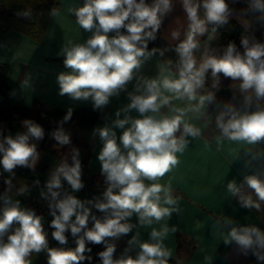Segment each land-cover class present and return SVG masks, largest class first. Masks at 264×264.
I'll list each match as a JSON object with an SVG mask.
<instances>
[{
  "label": "clouds",
  "instance_id": "clouds-1",
  "mask_svg": "<svg viewBox=\"0 0 264 264\" xmlns=\"http://www.w3.org/2000/svg\"><path fill=\"white\" fill-rule=\"evenodd\" d=\"M181 3L188 25L185 38L175 48L179 57L178 78L145 80L141 94L129 93L130 103L116 112L118 118L113 122L115 128L123 129L119 144L112 128L99 129L103 148L98 159L107 187L103 201H97L94 206L106 213L104 219L92 216L93 225L88 228L90 209L85 207V203L71 195L58 200V192L53 191L61 187V177L73 191L84 186L79 152L73 149V164H60L47 188L54 201L49 205L53 217L51 226L55 229L52 237L65 244V232L70 230L72 236L77 237L76 248H49L42 217L34 210L22 208L18 200L5 196V207L0 217V264H30L28 257L44 250L48 252V264H80L86 259L84 253L91 251L86 249V241L105 245L98 254L102 264H168L171 252L163 244L167 227L159 231L153 229L150 240L139 243L135 257L124 255L113 259L116 246L105 238L118 239L129 234L135 227L128 222L133 214H136L140 225L150 226L174 211L161 203L163 200L164 205L175 204L170 186L155 181L179 163L177 153H182L187 146L185 137H197L201 129L185 120V109L182 108L173 109L175 115H163L159 119L149 113L159 114L172 99L195 100L197 90L204 88L209 72L213 88L218 86L220 74H223L225 78L239 81V90L244 96L242 110L229 105L215 117L220 136L247 145L264 142V43H250L245 37L241 39L242 54L234 43H229L222 55L205 49L198 61L194 54L200 47L197 37L207 32L208 24L226 23L229 6L226 0H181ZM251 7L264 13V0H252ZM171 10L172 0H153L151 4L146 0H84L83 6L74 9V15L76 23L85 31L92 32V36L85 43L62 49L60 54L64 56V65L71 71L62 72L57 77L60 95L67 94L74 100L91 98L94 108L106 106L110 97L118 95L133 80L134 70L141 66V58H147L156 51H147L148 42L156 39L163 18ZM121 29H125L127 34ZM113 32L115 35L110 38L109 33ZM179 36L178 31L172 32L173 39ZM136 91H141L139 85ZM165 92L172 95H165ZM213 99V93L201 95L195 110L199 111L205 101ZM254 104L255 110H251ZM132 110L139 113L140 118L133 119L127 115ZM121 111L125 113L123 119H119ZM71 115L69 109L64 121ZM24 124L27 126L26 134H18L15 138L7 136L0 141V153L3 154L0 165L5 172L13 173L17 166L34 168L37 162L36 146L29 143V136L40 140L44 130L30 120H25ZM53 136L60 145L70 142L62 129L55 131ZM145 180L153 183L146 184ZM6 183L10 184V180ZM245 185L251 192L244 190ZM227 190L247 208L260 209L264 202V179L259 174L246 175L243 185L229 182ZM14 223L19 227L7 236L5 242L3 237ZM82 231L83 235H78ZM136 241V236H133L129 246ZM230 241H235L245 255L252 250L257 260L264 261V232L259 228L233 227L224 243Z\"/></svg>",
  "mask_w": 264,
  "mask_h": 264
},
{
  "label": "crops",
  "instance_id": "crops-1",
  "mask_svg": "<svg viewBox=\"0 0 264 264\" xmlns=\"http://www.w3.org/2000/svg\"><path fill=\"white\" fill-rule=\"evenodd\" d=\"M152 2L153 0H146L148 4ZM226 2L229 6L227 19L239 24L241 31L229 36L222 34L218 29L215 31L211 29L203 36L197 37L200 47L194 54L198 61L205 49L222 55L229 43H234L242 54L244 48L241 39L245 37L249 38L250 43H264V22L255 23L249 18L252 0H226ZM60 3V6L50 14L46 29L39 39L14 29L0 37V63L5 67L9 102L13 106L31 107L36 102L44 108H58L66 112L69 109L73 111L81 107L93 106L91 98L74 100L67 94L60 95L57 77L62 72L71 71L58 61L64 57L60 54L62 49L73 44L85 43L92 36V32L85 31L76 23L74 15V9L83 6L84 1L60 0ZM200 15L203 18L202 9ZM187 25L188 20L181 0H172V10L163 18L161 28L156 34L166 42L184 39ZM173 31L180 33L178 39H173ZM141 61L140 68L134 70L133 80L118 95L110 97V102L106 106L98 108V117L90 127L82 126L77 120L64 121L46 117L41 120L32 110L27 114H18V121L23 131L15 136L27 133L25 120L40 125L44 130V136L40 140L29 136V143L36 146L38 159L34 168L22 167L29 170L28 175H22L16 169L13 173L5 172L0 165V217L5 207L3 202L5 196L13 201L18 200L20 206L25 208L22 198L5 193L3 188L24 187L33 195L52 200L47 183L60 164L65 162L69 166L73 164V149H76L79 152L80 163H84L88 170L86 174L81 173V181L84 185L82 190L76 191V194L71 193V186L61 178V187L53 191L58 192V200L66 195L76 197L85 203V207L89 209L94 207L97 210V219H104L106 213L97 209L95 204L88 203L89 188L85 190V186L88 185L98 190V200L103 201L106 182L104 175L101 174V163L98 159L103 148L99 129L112 128L116 132L119 144L123 129L115 128L113 122L118 118L116 112L130 103L129 93L141 94L145 80L178 78V71L154 53L147 58H141ZM208 75L213 81L210 72ZM137 85L141 88L140 92L136 91ZM219 85L240 92L239 81L225 78L223 74H220ZM164 94L172 95L168 92ZM201 95L208 94L205 91H197L195 100L172 99L159 114L149 113L159 119L163 115H175L173 109H185V120L200 128L201 134L197 137H185L187 146L182 153H177L179 163L164 177L155 181L170 186L175 204L164 205L163 200L161 203L162 206L173 208L174 211L169 217H165L160 222L154 221L150 226L140 225L136 214H133L128 222L135 227L129 234L122 235L118 239L105 238L116 246L113 259H119L124 255L135 257L139 251V243L150 240L153 229L159 231L167 227L168 232L163 238V244L171 252L170 257L179 264H264V261L257 260L252 250L245 255L235 241L224 243L233 227H257L264 232V202L261 203L260 209L247 208L239 202L238 197H233L227 190L228 183L232 181L237 185H243L246 175L259 174L261 179H264V142L247 145L244 142H232L221 137L216 128L215 117L229 105L237 110H242L243 106L214 97L211 102L205 101L204 106L196 111ZM127 115L133 119L140 118L135 110ZM124 116L125 113L121 111L119 119H123ZM3 125V120L0 118V141L4 139ZM61 129L69 137L68 144L60 145L53 136L55 131ZM179 135L180 133H177V136ZM2 155L0 153V158ZM94 178L103 184L101 188L93 186ZM9 180L10 184H7L6 181ZM145 183L149 184L153 181L145 180ZM244 190L251 192L246 185ZM161 196L163 197V193ZM38 216L42 217V223L47 220L42 215ZM72 220H75V217ZM17 227H19L17 223L11 226L3 237L5 242L7 236ZM65 236L67 243L60 244L52 237V233H48V247L74 250L77 237ZM133 236H136L137 241L129 246L128 242ZM87 248L91 251L84 253L86 259L80 264H102L98 254L105 249V245L86 241ZM28 259L30 264H48V252L44 250L32 253Z\"/></svg>",
  "mask_w": 264,
  "mask_h": 264
},
{
  "label": "trees",
  "instance_id": "trees-1",
  "mask_svg": "<svg viewBox=\"0 0 264 264\" xmlns=\"http://www.w3.org/2000/svg\"><path fill=\"white\" fill-rule=\"evenodd\" d=\"M84 1V0H82ZM60 0H0V37L9 30H17L21 33L30 35L35 39H39L46 29V25L50 14L60 6ZM249 18L255 23L264 22V13L250 7ZM207 32L211 29H218L222 34L233 36L241 31V26L232 20H228L224 24H208ZM121 32L126 33L125 29ZM115 33H109V37ZM183 39H178L173 42L164 41L156 34V39L148 42V49L163 60L166 64L178 71L179 57L175 51L176 46ZM163 53V54H161ZM59 63L64 65V57H61ZM5 67L0 63V118L3 120L2 136L14 137L17 133H22L23 128L18 121V114H27L34 106H41L34 103L31 107L13 106L9 102V88L5 81ZM213 81L207 74L205 86L197 91H205L207 94L213 93L214 97L220 100L229 101L244 107V96L241 92L221 86L218 84L216 88L212 87ZM43 107V106H41ZM47 110V118L64 120V116L68 113L58 108H45ZM251 110H255V104ZM99 109L93 106L81 107L72 111L69 120H77L82 126L90 127L98 117ZM67 120V121H69ZM20 174L28 175L29 170L17 166L15 168ZM63 181H66L61 177ZM67 182V181H66ZM65 190H69L66 189ZM82 188L79 190L81 191ZM71 193L76 194V191L71 190ZM99 198V191L93 188L88 190V198L95 204ZM72 234L67 235L68 237ZM79 235H83L80 233ZM168 264H179L174 258H168Z\"/></svg>",
  "mask_w": 264,
  "mask_h": 264
},
{
  "label": "built area",
  "instance_id": "built-area-1",
  "mask_svg": "<svg viewBox=\"0 0 264 264\" xmlns=\"http://www.w3.org/2000/svg\"><path fill=\"white\" fill-rule=\"evenodd\" d=\"M87 172H88L87 166L84 163H82L81 164V173L86 174ZM92 182H93V186L95 188H101L103 185L98 179H95V178L92 180ZM106 187H107V184H106ZM22 188L24 189L23 192L20 191ZM87 188L90 189V186L89 185H88V187L85 186V190H87ZM3 190L7 194H14L16 196H19L20 198H22L25 208L34 210L37 215H42L45 218H47V220H45L42 223L43 229L47 234L48 233L51 234L55 230L51 226V221H52L53 217L51 215V210L49 207L50 203L54 202L53 200H49V199L42 198L41 196L39 197L37 195H33L29 189L24 188V187H12V188L9 187V188H3ZM92 216H95L96 218L98 217V212L94 207L90 208L88 228H91L93 225ZM69 234H71L70 230L65 232V235H69Z\"/></svg>",
  "mask_w": 264,
  "mask_h": 264
},
{
  "label": "rangeland",
  "instance_id": "rangeland-1",
  "mask_svg": "<svg viewBox=\"0 0 264 264\" xmlns=\"http://www.w3.org/2000/svg\"><path fill=\"white\" fill-rule=\"evenodd\" d=\"M33 114L38 116V119H43L44 117L47 118V110L41 106H34L32 108Z\"/></svg>",
  "mask_w": 264,
  "mask_h": 264
}]
</instances>
